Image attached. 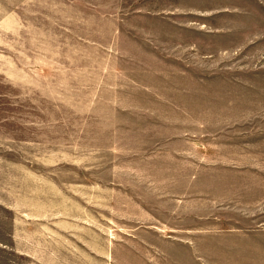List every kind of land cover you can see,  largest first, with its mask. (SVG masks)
<instances>
[{"label": "rangeland", "instance_id": "374dc122", "mask_svg": "<svg viewBox=\"0 0 264 264\" xmlns=\"http://www.w3.org/2000/svg\"><path fill=\"white\" fill-rule=\"evenodd\" d=\"M0 264H264V0H0Z\"/></svg>", "mask_w": 264, "mask_h": 264}]
</instances>
